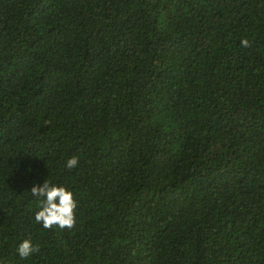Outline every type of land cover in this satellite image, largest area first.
<instances>
[{
  "label": "trees",
  "instance_id": "trees-1",
  "mask_svg": "<svg viewBox=\"0 0 264 264\" xmlns=\"http://www.w3.org/2000/svg\"><path fill=\"white\" fill-rule=\"evenodd\" d=\"M0 264H264V0H0Z\"/></svg>",
  "mask_w": 264,
  "mask_h": 264
},
{
  "label": "clouds",
  "instance_id": "clouds-1",
  "mask_svg": "<svg viewBox=\"0 0 264 264\" xmlns=\"http://www.w3.org/2000/svg\"><path fill=\"white\" fill-rule=\"evenodd\" d=\"M241 44L248 47L249 41L244 39ZM78 163L79 158L73 156L65 161L64 166L71 170L76 168ZM30 191L38 201L33 215L37 225L44 229H52L54 226L70 229L74 226L77 202L71 190L63 185L44 180L42 184L34 183ZM16 251L21 258L26 259L38 251V246L34 245L30 239H23L18 243Z\"/></svg>",
  "mask_w": 264,
  "mask_h": 264
}]
</instances>
